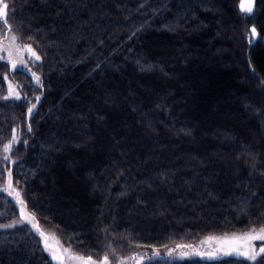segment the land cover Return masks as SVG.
<instances>
[{
  "label": "trees",
  "instance_id": "1",
  "mask_svg": "<svg viewBox=\"0 0 264 264\" xmlns=\"http://www.w3.org/2000/svg\"><path fill=\"white\" fill-rule=\"evenodd\" d=\"M3 2L40 82L0 59V264H54L8 172L39 231L111 263L264 227V0Z\"/></svg>",
  "mask_w": 264,
  "mask_h": 264
},
{
  "label": "snow or ice",
  "instance_id": "2",
  "mask_svg": "<svg viewBox=\"0 0 264 264\" xmlns=\"http://www.w3.org/2000/svg\"><path fill=\"white\" fill-rule=\"evenodd\" d=\"M241 10L245 13H252L253 11V0H241L240 4ZM6 6L3 4V0H0V17H5ZM252 35H256V29L253 27ZM17 39L16 36L11 37V44L8 47H4L3 45H0V50L7 52V57L0 56V59H7L11 64L12 67L15 68L17 64H23L24 61L17 60L14 58V56L19 55L22 52V49L18 46L14 45L15 40ZM25 49L36 59L40 60V56L36 54V52L32 49L31 45H25ZM33 77L35 78L36 82H40L39 76L37 74L33 73ZM9 96H14L16 99H20L21 96L19 93H16L12 90V86L9 85ZM8 97H3V99H7ZM39 99V98H37ZM34 107V106H33ZM33 110L32 107L28 109V112L31 113ZM17 139L15 136V133L13 135V140ZM4 151L8 152L11 150V142L8 144H5ZM10 175V174H9ZM9 187H11V184H9ZM11 194V193H10ZM17 196V203L20 205V220L16 221L17 223L23 222V221H29L32 222L34 220V217H32L27 211L25 203L22 199L19 197V193H16ZM10 226L6 225L5 227ZM37 229H39V225L35 224L33 225ZM40 235L43 237V242L45 244V249L49 250L52 259L59 261L60 264H65L66 256L65 253L68 252L67 249H62L60 251H57L56 249L59 247L58 244L56 246H53L49 243V237L47 234L40 230ZM209 241L216 240L218 247L213 251H204L199 252L198 254L201 256H207L208 258H215L219 254H235L237 256H243L247 260L254 262H257L258 258H264V245L260 246L259 248H256L252 241H264V227H261L259 230H250L249 232H246L241 235H233L232 237H225V238H215V237H209ZM177 249H184V248H190V245H177ZM173 250H169V253L171 254ZM159 253H155V255H158ZM181 256H187L191 253L189 252H181ZM135 259V258H133ZM70 260L76 261L77 264H109V256L107 253L99 260H93L91 256L85 258L82 256H71ZM136 264H141V260L137 259Z\"/></svg>",
  "mask_w": 264,
  "mask_h": 264
},
{
  "label": "rangeland",
  "instance_id": "3",
  "mask_svg": "<svg viewBox=\"0 0 264 264\" xmlns=\"http://www.w3.org/2000/svg\"><path fill=\"white\" fill-rule=\"evenodd\" d=\"M3 4L5 5L4 2H3ZM5 11H6V8H5ZM0 18H4V17H0ZM12 36H16L17 37L16 33L13 30H9L7 28L4 29L3 27H0V45H3L4 47H8L12 43L11 42V37ZM14 45L18 46L19 48L22 49V52L19 55L14 56V58L17 59V60H22V61H24V63L23 64H17V66L15 68H13L12 64L7 59H3V60H5V61H7L9 63V66H10L11 70L17 69V68H21V69L27 71L29 74L32 75L33 73H32V70H31V66L36 61V59L27 51V49L24 48L25 45H30V44H22L17 38L15 40V42H14ZM32 49L35 51V49L33 47H32ZM0 56L7 57V52L0 50ZM6 84H7V97L15 98L14 96H9V85L12 86V90L14 92L19 93V95L21 96V94H20V92H19V90L17 88V85L11 79H6ZM30 107L33 108V110H32V112H33L34 109H35V105H30L28 107V109ZM28 109H27V115L30 116L32 114V112L29 113ZM9 180H10V175H9V172H8L7 176H6V180H5L6 184H5L3 190L7 193L8 196H10L16 202V205H17V208H18V212H19V216H20V205L17 203V196H16V193H19V192H17L14 188L9 187V183H8ZM19 197H20V199H22L20 194H19ZM67 200H70V199H67ZM26 211L32 217H34L33 214L27 209V207H26ZM25 222H27L32 227V229L40 235V231L36 227L33 226L34 223L36 224L35 218H34V220L32 222H29V221H25ZM2 227H4V225H0V229ZM260 228H255V230H259ZM249 231L250 230L237 231V232L224 233V234H210V235H206V236H204V237H202V238H200V239H198L196 241H193V242L177 244V245H190L191 246L190 248L177 249V247H176L177 245H175V246L162 248V249L139 250L136 253H133V254H130L128 256H125V257L121 258L116 263H111L109 261V264H136V260L137 259L141 260V264H143L146 261H150V260H154V259L177 260V259H185V258H208L207 256H201L198 253L199 252H204V251H213V250H215L218 247L216 240L209 241L208 240L209 237H215V238L232 237L233 235H237L238 236V235L244 234V233L249 232ZM46 234L49 237V243L50 244H52L53 246H56L58 244L59 247L56 249L57 251H60L62 249H67L68 250V252L65 253V256L67 257L66 260H65V264H77L76 261L70 260L71 256H82V257H85V258L88 257V256H83V255H79L77 253H74L70 249H68L65 246H63L61 244L60 240L57 238V236L54 235L53 233L48 232ZM40 238H41L43 247L45 249V244L43 242L44 238L41 237V235H40ZM252 244L256 248H259L260 246L264 245V241H259V240L252 241ZM170 249L173 250V252L171 254L169 253ZM45 251L50 256V258H51V260H52V262L54 264H60L59 261H56V260L52 259V255H51L49 250L45 249ZM181 252H189L191 254L187 255V256H181V254H180ZM155 253H159V254L155 255ZM227 256H237V255H235V254H227V255H225V254L221 253V254L217 255L215 258H211V259H219V258L227 257ZM239 257H243V256H239ZM133 258H135V259H133ZM93 260L99 261L100 259H93Z\"/></svg>",
  "mask_w": 264,
  "mask_h": 264
},
{
  "label": "water",
  "instance_id": "4",
  "mask_svg": "<svg viewBox=\"0 0 264 264\" xmlns=\"http://www.w3.org/2000/svg\"><path fill=\"white\" fill-rule=\"evenodd\" d=\"M252 28H253V27H250L251 30H252ZM256 35H257V32H256ZM256 35H254V36H256Z\"/></svg>",
  "mask_w": 264,
  "mask_h": 264
}]
</instances>
